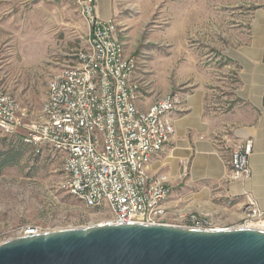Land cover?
I'll use <instances>...</instances> for the list:
<instances>
[{
    "label": "built area",
    "instance_id": "obj_1",
    "mask_svg": "<svg viewBox=\"0 0 264 264\" xmlns=\"http://www.w3.org/2000/svg\"><path fill=\"white\" fill-rule=\"evenodd\" d=\"M77 4L89 27L87 46L52 74L37 112L22 106L0 85V132L23 131L25 144L59 155L62 188L88 207L108 209L105 224L226 228L196 212L169 220L168 178L151 174L149 167L175 134L182 93L172 91L141 109L139 56L126 54L118 22L100 16L97 0H77ZM253 153V139L237 143L226 178L249 181ZM243 196L241 228L264 230V210L251 191L244 190ZM28 232L25 236L37 234Z\"/></svg>",
    "mask_w": 264,
    "mask_h": 264
},
{
    "label": "crops",
    "instance_id": "obj_2",
    "mask_svg": "<svg viewBox=\"0 0 264 264\" xmlns=\"http://www.w3.org/2000/svg\"><path fill=\"white\" fill-rule=\"evenodd\" d=\"M36 8L33 13H52L44 0ZM97 8L103 19L123 25L125 52L135 55L138 30L129 27L132 19H121L120 0H97ZM206 22L214 23L209 18ZM211 29L193 28L189 33L176 20L148 39L166 52L161 50L142 66H154L157 73L138 71L143 82L138 105L146 110L172 91L182 93L175 134L149 167L151 174L168 178L169 220L196 212L228 225L243 216L244 190L251 191L264 210V12L255 14L249 32L225 28L220 34ZM189 39L197 42L189 44ZM210 48L220 51L219 58L227 61L224 66L217 67ZM247 139L254 141L252 177L247 182L230 181L226 178L230 153Z\"/></svg>",
    "mask_w": 264,
    "mask_h": 264
},
{
    "label": "rangeland",
    "instance_id": "obj_3",
    "mask_svg": "<svg viewBox=\"0 0 264 264\" xmlns=\"http://www.w3.org/2000/svg\"><path fill=\"white\" fill-rule=\"evenodd\" d=\"M41 1L0 0V85L34 112L42 108L52 74L70 63L89 38L77 0H44L52 13H33ZM120 6L121 19H132L129 27L138 30L135 55L140 58L139 71L143 68L152 73H157L156 67H142L145 60L166 51L148 39L176 20L189 33L209 26L213 33L221 34L225 28L249 32L255 14L264 12V0H120ZM175 13L180 16L174 17ZM208 18L214 23H207ZM118 28L123 40L124 27L118 24ZM196 42L189 39V44ZM208 50L218 60L217 67L227 63L219 58L220 51ZM22 138L23 131L13 135L0 132V243L31 230L39 234L105 224L108 209L88 207L62 188L61 157L48 150L39 152ZM211 221L218 227L242 225V217L228 225L218 218Z\"/></svg>",
    "mask_w": 264,
    "mask_h": 264
},
{
    "label": "water",
    "instance_id": "obj_4",
    "mask_svg": "<svg viewBox=\"0 0 264 264\" xmlns=\"http://www.w3.org/2000/svg\"><path fill=\"white\" fill-rule=\"evenodd\" d=\"M0 264H264V230L100 224L2 242Z\"/></svg>",
    "mask_w": 264,
    "mask_h": 264
},
{
    "label": "bare ground",
    "instance_id": "obj_5",
    "mask_svg": "<svg viewBox=\"0 0 264 264\" xmlns=\"http://www.w3.org/2000/svg\"><path fill=\"white\" fill-rule=\"evenodd\" d=\"M27 233H30V232H27Z\"/></svg>",
    "mask_w": 264,
    "mask_h": 264
}]
</instances>
